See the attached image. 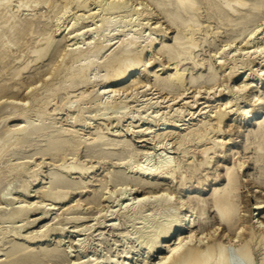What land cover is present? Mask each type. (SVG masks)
Listing matches in <instances>:
<instances>
[{
    "label": "bare ground",
    "instance_id": "6f19581e",
    "mask_svg": "<svg viewBox=\"0 0 264 264\" xmlns=\"http://www.w3.org/2000/svg\"><path fill=\"white\" fill-rule=\"evenodd\" d=\"M146 1L163 14L168 27L162 29L163 24L159 23L151 28L154 24L150 23L153 19V9H150L147 3L140 6L142 2L130 9L127 7L128 0H0V243L4 242L5 245L4 253L3 249H0V258L4 257L0 259V264H49L52 261L69 263V256L63 249L59 245L49 243V237L52 236L50 232H61L57 225L48 231H41L42 234L40 232L21 237V229L34 223L28 221L31 212L40 210L44 218L49 213L48 209L28 201L31 188L35 187L39 179L42 180L39 177L45 159L50 161L47 164L53 168L48 171L47 182L35 192L39 194V198H48L52 205L63 204L60 207L62 211L70 214L68 218H63L66 223H73L75 227L84 226L89 218L86 215L93 208H98L101 200H114L112 196L115 193L124 198L123 207L108 210V215H101L99 212L100 216L90 220H95V224H88L85 228L76 230L84 232L81 235L87 239L99 237L96 240L105 242L107 239L103 230L107 227L111 232L120 231L122 238L128 237L129 233L123 226L125 220H133V215L136 216L134 219L141 222L156 219L157 216L160 219L161 215L166 217L164 222L156 220L155 228L147 232L150 240L145 245L144 260L134 264L148 263L158 254L162 255L156 257L157 261H150L152 264H253V242H256V246L259 244L264 247V216L254 220L252 212L248 221L240 214L239 190L241 186H247L241 182L239 174L244 167L243 162L227 166L222 176L225 183L214 188L209 195L208 203L214 213V226H217L212 228V231L207 227L206 217H203L206 214V201L199 198L186 199L188 196L184 195V191L191 186V180L195 177L198 185L203 186L206 175L203 173L208 169V165L212 163V159L220 157L221 154L217 153L222 148L225 152L223 141L218 140L222 136L220 133H224L222 125L237 112L236 117H240L238 123L241 118L244 122L256 120L257 116L261 115L248 139H252L256 156L254 165L261 176L258 180L260 188L264 191V102L261 96L256 94L264 85V73H261L264 69V35L261 34L264 32H258L261 23H264V0ZM90 5H95L93 11L88 9ZM59 6L61 7L58 8ZM57 8L60 10L55 12L52 22L47 21L49 18L43 19L44 16L37 14L42 9L53 13ZM73 9L77 11L70 19L69 26L66 25L62 30L64 27L60 25L61 20L70 10L73 13ZM25 11L35 13L28 18H22L20 14ZM84 11L86 14H81ZM204 11L207 19L202 21ZM117 17L120 19L115 20ZM211 21L218 23L216 30L210 29ZM90 22L94 27H90ZM144 28L150 32L153 30L157 37L145 35V30H142ZM171 28L176 30L171 44L158 39L159 36L166 37ZM67 29L69 42L72 41L73 44L59 50L61 43L55 38ZM222 29L229 34L224 37L226 44L211 56L214 59L210 57L202 59L201 62L196 60L205 44L211 46L213 40L210 38L214 39L224 33L220 32ZM257 32V36L262 37L260 42L254 43L253 40H258L254 36ZM87 33H90V36L84 38ZM242 36V40L237 41ZM243 41L244 45L237 47L236 44ZM28 43L31 46H28ZM249 44L251 46H248ZM54 50L61 51L60 62L50 57ZM23 52L26 53L24 54L27 59L21 61L25 56ZM147 53L150 54L149 58H154L155 55L165 58V63H169L166 69L172 67L168 68L169 74H158L159 71L166 70L161 61L156 66H162V69L149 72L151 64L155 61L149 62ZM11 60L20 62L11 67ZM44 62L49 66L48 72L44 73L47 75L43 77L48 78L42 80L38 77L37 79L43 81L41 85H38L40 82L36 84L32 81L35 85L31 82L33 85L28 86L32 85L30 89L25 87L28 82L25 81L24 74L30 73L34 66ZM185 65L190 68H183ZM203 68L204 70H201ZM5 69L11 70L12 73H6ZM36 73L27 79L31 81ZM9 74L10 77L6 78ZM241 74L246 77L243 76L245 78L240 83H235ZM222 77L226 84L231 82L233 85H228L227 93L230 96L220 103L219 99L223 96H217L216 92L210 90L220 84ZM146 82H152V89L155 88L156 93L167 95L165 100L170 95L171 100H157L160 102L155 106L151 103L154 94L148 89L150 84L148 83L147 87ZM187 85H190L189 88L193 87L195 92L201 87L209 90L204 94L205 97L201 98L205 99L203 103L207 104L204 108L199 110V105L194 108L197 103L195 92L191 102L185 101L180 108H174L186 97L185 91L189 90L186 89ZM96 87L100 91H95ZM121 91L124 97L123 94L116 97ZM21 95L22 101L18 100L22 98ZM139 95L150 98L140 100ZM243 97L246 109L238 102ZM128 99L132 102H142V106L137 105L140 106L136 110L137 116L155 106L153 116L139 117V124H136L139 130L136 133L141 132L143 135L145 130L146 133L142 137H136V141H147L148 139L144 138L148 136L161 139L158 141L162 142L169 139V143L173 144L171 148L180 157H170L162 153L156 163L150 164L146 160L138 162L135 141L121 136L122 130H110L112 134L109 133L107 122L111 120H115L117 125L122 121L137 123L138 120L132 121L136 116L129 117L130 112L126 110ZM161 103L166 105L160 106ZM147 106L149 107L146 109ZM158 107L169 109L163 113L171 117L157 123ZM187 108L198 109L199 112L195 117L192 113L187 120H180L182 123L170 120L179 118L181 113H184L182 110ZM140 109L145 110L139 111ZM212 109L214 114L210 116L208 113H211ZM59 115L66 117L62 120ZM99 121L104 123H97ZM153 126L158 127L157 130H153ZM211 134L214 135L210 137ZM216 134L218 135L215 136ZM109 136L113 138L109 139ZM196 152L200 160L194 158ZM79 154H83L85 158H95L99 167L82 164L78 159L74 162ZM67 159L74 160L68 162ZM31 160L34 165L29 167ZM58 161L62 163L57 164ZM106 162L118 166L112 170L107 168L103 176L99 175L100 178L94 180L97 182L95 188L88 192L85 199L80 198L72 205L66 204L72 192L77 191V196L88 187L90 175L95 174ZM71 175L77 177L73 179ZM173 181L180 187L176 193L175 190L171 191L169 186ZM108 184H113V190L106 194ZM129 185L133 186L132 190H128V195L134 196L132 202L126 196V187ZM123 189L125 190L122 191ZM262 195L252 197L255 201L252 203V211L264 210V194ZM15 198L21 199L23 204L17 206ZM187 203L190 205L188 208L185 207ZM107 207L109 206L105 208ZM116 218H119L122 224H106ZM18 223L20 224L15 225ZM5 224L9 225L4 226ZM95 226L97 227L94 231H91ZM193 227L201 231L197 233ZM219 229L220 232L217 233ZM206 230L210 231L204 233ZM231 231L234 232L232 237L229 234ZM94 232L97 234L94 235ZM10 237L12 238L9 239ZM88 245L87 242L84 246L79 245L80 254L87 252ZM229 246L234 248L233 256L229 253ZM262 246L257 248L262 249ZM162 247L167 249L164 253H161ZM126 257L128 256H124ZM79 259V262L73 261L71 264H102L105 261ZM259 263L264 264V258Z\"/></svg>",
    "mask_w": 264,
    "mask_h": 264
},
{
    "label": "rangeland",
    "instance_id": "374dc122",
    "mask_svg": "<svg viewBox=\"0 0 264 264\" xmlns=\"http://www.w3.org/2000/svg\"><path fill=\"white\" fill-rule=\"evenodd\" d=\"M141 2L143 4H140ZM146 3L149 4V2H147L146 0H128L127 7L132 9L133 6L137 7L138 4H140V6H144ZM94 6L95 5H90V7H88V9L93 11ZM60 7L61 6H59L58 8H60ZM58 8H57V10L55 9V11H53V13L52 12L50 13L49 11H46L45 9H42V10H39L37 12V14L44 16L43 19H45V18L48 19L49 18L47 21L48 22H52V20L54 18L53 16L56 15L55 12L60 10ZM149 8L153 9L152 11L154 12V14L152 15L153 19L150 21V23H154V24L151 25V28H153L155 26H158L159 23L163 24L162 29L168 27V23L165 22L166 19L164 18L163 14L158 12L156 10V8H154V6H152V5H150ZM88 9H86V11H90ZM14 10H15V8H14ZM76 11L77 10L73 9V13H72V11L70 10V12L68 13L69 16L67 14L64 17V19L61 20V22H60L61 24L60 25L62 27H64V28L61 27L62 30L65 29L67 26H69L68 24L70 22V19H72V17L74 16L73 14ZM80 12L81 11H79V14H80ZM34 13L35 12L25 11V12H22L20 14V16L22 18H28V17L32 16V14H34ZM83 13H85V11L82 12L81 14H83ZM103 14H104V12H102V15ZM135 17H136V15L133 16V18H135ZM97 19H98V17L96 18V20ZM119 19H120V17H117L115 20H119ZM201 19H202V21L207 19L205 11L203 12ZM211 22L212 23H211L210 29L214 28V30H216V28L218 27V23L215 22V21L214 22L211 21ZM91 24H92V22H90V27H94V25H91ZM50 25H51V23H50ZM63 25H65V26H63ZM204 25H206V24H204ZM146 27H148V25ZM145 28L142 29V30L144 31ZM260 28L261 29H259L258 32L263 33L264 32V23H261V27ZM224 29H222L220 32H224ZM67 31H68V29L66 31H64L60 36H56V38H55L56 40H59L60 43H61V45H59V50H62V48H64V46H66L68 44H73L72 41L69 42L70 38H69V34H67ZM258 32L254 35V36H256L258 38V40H253L254 43L260 42L259 41L260 37H262L264 35V33L263 34L260 33L262 36L258 37L257 36V34H259ZM175 33H176V30L174 28H171V29L168 30V33H167L166 37L159 36L158 39L161 38L162 41H165L164 43L171 44L172 41H173L172 37L175 35ZM148 34H150L151 37L156 36V33H154L153 30L150 32L149 29L145 30V35H148ZM228 34L229 33L224 32V33H220L218 35L219 37H216L214 39L210 38V40H213V42L211 43V46H207V44H205L204 45L205 48H202V51L198 53V56H197L196 60H199L201 62L202 59L203 60L204 59H209L211 56H213V53L215 51H218L219 48H222V46H224L226 44V42H225L226 38H224V37L227 36ZM89 36H90V33H87L84 36V38H87ZM243 37L244 36L239 38V40H237V41H241ZM257 38H255V39H257ZM237 41H236V43H237ZM31 42L32 41H30V43ZM30 43H28V46H31V44H33V43L30 44ZM235 44H233V47H234ZM250 44L252 45V43H250ZM250 44L248 46H251ZM236 45H237V47H241L242 45H244V41L243 42H239ZM158 47H160V45ZM156 51H158V48H157ZM58 52L59 51L54 50V52L51 54L50 57H53L55 60L59 61V59H62V57H59V55H61L62 53L60 54V52H61L60 51L59 54H58ZM24 53L25 52H23V54ZM149 55L150 54H148L147 58L150 57ZM13 56H15V55L13 54ZM26 56L27 55L22 57L21 61H22V59L26 60L27 59ZM216 57H218V55ZM211 59H214V57H211ZM13 60H11V61H13ZM148 61L149 62H154L155 61V63L151 64V66H150V68L148 70L149 72H155L156 70L162 69L163 67L166 69V67L169 65L168 62L165 63V61H167L165 58L159 57L158 55H155L154 58H152V57L149 58ZM159 61L163 62L162 64H165L166 66L165 65H162L163 67L162 66L161 67L156 66V65H158L157 63ZM19 62L18 61H13L10 66L11 67L13 65L15 66ZM48 66H49L48 63L44 62L43 64H38V65L34 66L31 69V72H33V73L30 72L28 74H24L25 81L28 82L25 87L30 86V84H32V83L34 84V82H32V81H35L36 84L38 82H40L38 85H41L42 82H43L42 80H45L46 78H48V76H47L44 79V77L47 75V74L44 75V73L48 72L47 71L48 70ZM185 67L187 69L190 68L189 65L183 66V68H185ZM168 68L166 69L167 71L166 70L165 71H159L158 74H161V73H163L161 75L169 74V69L172 68V67H170L169 69ZM201 70H204V68L201 69ZM5 71L7 73L8 69H5ZM8 72L12 73L11 70L8 71ZM228 72H229V70L227 71V73ZM35 73H36V76L34 78H32L31 81L27 79V78H29L28 76H33V75H35ZM261 73H264V69L261 70ZM10 75L11 74L7 75L6 78H9ZM243 76L246 77V75H242L241 74V76H239V78L236 80L235 83H240L245 78ZM38 77H40L39 79L42 78V80L37 79ZM224 82H225V80L222 77L220 79V84H218L219 83L218 82L217 83L218 85L214 86L210 90V92H216L215 94L217 96H220V95L223 96V97H220V99H219L220 103L223 102L226 98H228L230 96V94L227 93L228 90H229L228 89V85H233V83H231V82H228L227 84H226V82L225 83ZM146 83L148 84L149 82H146ZM221 83H224L225 86H224V84H221ZM149 84H150V87L148 89L150 91H152L153 94H154V97H152L153 99L151 100V103H153L155 106H157V104H159V102L161 100L162 101L171 100V96L170 95H168V97H166V100H165V96H167V95H165L164 93H156V91H154L155 88H154V90L152 89L153 88L152 87L153 85H151L152 82L149 83ZM149 84L147 85V87L149 86ZM32 85H31V87H32ZM31 87H28V88L30 89ZM189 87H190V85H187L186 89L189 88ZM95 89H96L95 91H97V92L100 91V89H98V87H96ZM193 89L194 88L192 87V88H189V90L185 91L186 97L183 98L181 101H179L180 103L176 104V106L174 108H180L182 103L185 102V101L186 102H191L192 101V95L195 92V91H193ZM207 90L208 89L205 88V87H201V88L196 90L195 94L197 93L196 94L197 103L194 105L195 106L194 108H196L199 105L198 109L200 110L202 107L204 108L207 105L206 103H203V102H205V99H201V98L205 97L204 94L209 91V90L208 91ZM191 91H193V93H190ZM122 94L123 93L121 91L120 94L116 95V97L122 96ZM256 94L258 96L260 95L261 98L263 99V102H264V85L262 86V88L260 90H257ZM155 95H156L157 98L155 97ZM21 96H22V98L19 97L20 99H18V100H21V99L23 100V95H21ZM158 96L159 97L161 96V97L159 98ZM122 97H124V94H123ZM139 98H140V100H145L146 98H150V96L149 97H142L141 95H139ZM167 98H168V100H167ZM157 100H160V101H157ZM238 102H241L240 106L243 107V109H246L244 107V106H246V102H244V97L240 98V100ZM127 103H128V105H127V109L126 110L130 112L129 117L132 116V115L136 116L134 119H132L133 122L138 120L140 116L144 117L145 115H149V116H153L154 115L155 106L154 107H150V108H148L149 106H147L146 109L148 108V110L145 111L144 113H141V115L137 116L136 110H137V108L142 106L141 105L142 102H135V101L132 102L131 99H128ZM163 104L164 103H161L160 106H162ZM215 104H217V103H215ZM215 104H213V105H215ZM137 105H140V106H137ZM164 105H166V104H164ZM158 109H159V112L157 114L158 115L157 119H159V120H156L157 123L163 122V120L169 119V117H171V116L168 117V116L165 115V113H163V112H168L169 109H164V108H159V107H158ZM198 109H191V110L190 109L188 110V108L187 109H183L182 112H184V113H181L179 118L177 117V118L170 119V120L171 121H173V120H177V121L187 120L192 115V113H194L193 117H195L196 114L199 112ZM208 109H210V108H208ZM208 109H206V111ZM247 109H249V108H247ZM143 110H145V109H140L139 111H143ZM184 110H186V111H184ZM189 112L191 114H188ZM213 112H214V110L212 109L211 113L209 112L208 114L210 116H212L214 114ZM236 114L238 115V112L235 113V116H233L232 118H229V119L227 118V120L222 125L224 127L223 128L224 129V133H220L222 136L218 140L219 141H223L226 150H225V152H223L224 148H222V150H220L221 153L220 152L217 153V155L221 154V155H219L220 157L212 159V163L208 165V169L205 170V172L203 173V175L206 173V175L204 177L205 181L202 182L203 186L201 187L200 185H198V180L196 179L197 177H195V178H193L191 180V183H190L191 186L186 191H184V195L186 197L188 196L186 199H189V198L197 199V198H199V199H203V200L206 201V205H205L206 214L203 217H206L207 227H208V229H211V231H212V228L214 229V227H217V226L216 225L214 226V224H216V221L214 219V213L212 212L211 204L208 203V198H209V195H210V193L212 192V190L214 188L222 186L225 183V181L222 180V176L224 174L225 168L227 166L232 165L233 163H236V164L238 162H243L244 163V167L241 168L240 173H239L241 175V182H243L244 185H247L246 187L241 186V189L239 190V194H240L239 203H241V209H240L241 216L244 215L243 219L248 220V221H250V214H252V212H254V214H253V216H255L254 220H256L258 217L264 216V210L252 211L253 210L252 207H254L253 204L255 202L252 197H254L255 195H260V194H261V196H263L262 194H264V191L262 190L263 188H260L261 186H260L258 180L261 179V176L259 175V172H258L257 168L254 165V162L256 161V156H255V153H254L252 139L251 138L248 139L249 134L251 133L252 130H254L255 122L257 120H260L259 116H261V115L257 116L258 119H256V120L250 119L249 121H244V122H242V118H241L240 123H238L240 117L239 116L236 117ZM58 117H62L63 118L62 120H64V118L66 116L65 115H59ZM196 120H198V118ZM171 121H170V123H171ZM138 122H139V120L137 121V123H130L129 121H127V122H123L122 121L120 124L117 125L116 124L117 122L115 120L114 121L111 120L110 122H107V124H108L107 128L109 129V133L110 134H112L110 130H113V131H115L117 129H118V131L122 130L121 136L122 135L126 136L125 138L127 140L128 139H132V140L135 141L134 145H135V147H137L136 149L138 151V153H137V155H138L137 156V161L138 162H142V161L146 160V162H148L150 164L156 163L159 160V155H161L162 153L166 154L167 156H170V157H180V155H178L177 152L174 149L171 148V146L173 144L169 143V141H168L169 139H167V140L165 139L164 142H162V141H158V140H161V139H158V138L156 139V138H153L152 136H148L147 138H144V139H148L147 141L137 142L136 141V139H137L136 137H142L146 133L145 132L146 130L143 131L144 132L143 135H141V132H139V134L136 133V131L139 130L138 128H136V124L137 125L139 124ZM97 123H101L102 124L104 122H100L99 121ZM179 123H182V122L180 121ZM192 123H194V122H192ZM144 128H146V126ZM157 128L158 127L153 126L152 129L153 130H157ZM141 130H143V129H141ZM213 135L214 134H211L210 137L213 136ZM217 135L218 134H216L215 136H217ZM112 138H113L112 136H109V139H112ZM165 143L166 144L168 143V144L166 145ZM171 143H173V140L171 141ZM229 143H232V144L226 146ZM146 151L148 153H150V154L146 153ZM174 152H176V154ZM173 153H174V156H173ZM81 155L80 154L77 155L78 157L76 156L75 160L73 159L74 162L75 161L77 162V159H78V161L82 162V164L84 163V164H87L88 166L89 165H95L96 167H99L98 163H96L97 161H96L95 158H89V157L85 158L83 156V154H81ZM145 155H147V156H145ZM191 155H192V153L189 154V156H191ZM186 158H188V157H186ZM194 158L195 159L197 158L196 160H198V159L200 160V157L198 156L197 152L194 154ZM67 160H68V162L71 161V159L70 160L67 159ZM73 160L71 162H73ZM49 162L50 161L48 159H45L44 163L41 165L42 166V168H41L42 173H41L39 178H41L42 180L40 181V179H39L36 182L37 184L35 185V187L31 188V191H32L30 193L31 197H29V199H28L29 202H31V203L34 202L35 205H40V206L44 207L45 209H48L49 213L44 218V216H42L40 210L31 212L28 215V219H29L28 221L29 222L30 221H34V223L30 224V225H27L23 229H21V231H20L21 234H22L21 237H26L29 234H37V233H40L43 230L48 231V229L50 230L52 227H54V225H57L58 227L61 228V230H60L61 231L60 232L61 235L57 234L56 232H50V234H52V236L49 237V240H50L49 243L52 244V245H59L61 247V249H63L65 254H67L69 256L68 257V262H69L68 264H71V262H73V261L75 263H77L76 261L79 262L80 261L79 258H81V261L88 260V259H94L96 261H99L100 259H102V260L105 259V261H103L102 264H115V262H119V263L125 262V263H128V264H134L136 262H142V260H144L143 259L144 258L143 257V252L146 251V246L145 245L150 240V236H149V234H147V232L150 231L151 229L155 228V226L157 224L156 220H158V222H164L166 220V217L161 215L160 219H158L159 216H157L156 219H148V220H144L143 222H141L138 219H134L136 216L133 215L131 217L133 220L132 221L125 220V225L123 226V227L126 228V231L129 233L128 237L122 238L121 237L122 235H121L120 231L111 232V230H109V227H107V228H105L103 230V232L105 233L104 236L107 239L105 242L104 241H100V240H96L99 237H93V238L90 237V238L87 239L86 236L81 235L84 232L83 233L82 232H76V230H79L80 227L85 228L84 226H86L88 224L89 225L95 224V222H96L95 220L94 221H90V220H92L95 217L100 216V214L101 215L102 214H104V215L107 214L108 215V213H110L109 212L110 210H113V209L116 210L119 207H121L125 203V200H124V198L118 196V193H115L114 196H112L114 198V200L110 199V200H107V201H102V200L100 201L99 207L102 210L99 207L95 208V209L93 208L94 210L92 209V211L90 209L91 212L89 210H87L90 213H88L89 215L88 214L86 215V217L88 216L89 218L86 219V222H85L84 226H78V227L76 226L75 227V225L73 223H66L64 221V219H65V217H67L70 214L68 213V215H67V213L62 211V209L60 207L63 206V204L52 205L51 201L48 198H39L38 197L39 194H37L35 192V190H37L39 187L44 186V184L48 180V171H49V169L53 168V167L49 166V164H47ZM12 163H14V162L12 161ZM58 163L60 164L62 162L58 161L57 164ZM32 165H34V161L33 160L30 161L29 167H31ZM117 166H118L117 164H113V163L111 164V162H106L105 164L100 166V168L95 172V174L90 175V177L88 179V187L84 188L82 190V192L79 193L77 196L75 195L77 193V191L72 192L71 196L66 201V204H71L72 205V204H75V201L76 200L78 201L80 198L81 199H85L87 197L88 192H91L95 188L94 185L97 184V182H95L94 180L97 179V178H100V176H103L107 168L112 170L114 167H117ZM94 170H95V168H94ZM203 175H202V177H203ZM71 177H73V179H75V177H77V176L76 175H71ZM190 184H188V186ZM169 186L171 188V191L175 190V193L180 188L179 184L176 183L175 181H173V183H171ZM164 187H167V186L164 185ZM130 188L132 190L133 186L129 185V186L126 187V190H127V195L126 196L132 202L133 201L132 198L134 196L132 194L128 195V193H129L128 190ZM112 190H113V184H108V188H107V190L105 192L107 194L108 192H110ZM124 190L125 189H123L122 191H124ZM34 193H36L35 197H34ZM14 197H17V196H13V198ZM105 197H107V196H105ZM246 198H248L249 200L247 201ZM17 199H19V198H15V200H14V202H15V204L17 206L23 204V202L20 201L21 199H19V200H17ZM101 204H102V206H101ZM105 205L106 206L108 205L109 207L105 208L106 207ZM95 207H97V206H95ZM185 207H187V208L190 207L189 203H187V205ZM52 208H54V209L51 210ZM56 208H60V209H56ZM97 210H98V212H97ZM85 211H86V209H84L83 212H85ZM107 211H108V213H106ZM99 212H101V213L98 214ZM259 212L260 213L263 212V213L260 214L259 216H257L256 214L259 213ZM96 214H98V215H96ZM114 222L122 224V221L119 220V218H116L115 220H110V221L106 222V224H111V223H114ZM55 223H59V224H55ZM19 224L20 223L15 224V225H19ZM8 225L9 224H7V225L5 224L4 226H8ZM190 225H191V223H189V226ZM96 227L97 226H95L91 231H94V229ZM192 229L194 231H197V233L199 231H201L197 227H195V228L193 227ZM140 231H144V232H140ZM207 231H210V230H206V231H204V233L205 232L208 233ZM219 232H220V229L217 231V233H219ZM42 233L43 232H41L40 234H42ZM95 233L97 234V232H94V235H95ZM229 234H230L231 237L234 236V232L233 231H231ZM200 235L201 234H199V236ZM11 238L12 237H10L9 239H11ZM208 238H209V236H208ZM86 242L89 244L88 248H87V252L85 254H80L79 245H83L84 246V245H86ZM172 242L173 241H171L170 244H172ZM3 243L4 242L0 243V249H3L2 253H4V249H5L4 248L5 245ZM255 243L253 242L254 245L252 244V248L253 249L251 250V252H253V253H251L252 254L251 255V257H252L251 259H252V263L253 264H260L259 263L260 260L262 258H264V256L263 257L261 256L262 252L264 253V247L261 245L263 247L262 248L263 250L261 248H257V247H261V246L258 243H257L258 246H256ZM254 246H256V247L254 248ZM35 247H39V246L35 245ZM40 247H42V245H40ZM256 248L258 250H256ZM233 249H234L233 247H230V246L228 247L229 253L232 256L234 254V250ZM166 250L167 249H165V247H162L161 253H164V251H166ZM158 255L160 256L162 254H158ZM158 255L157 256L155 255L151 260H149L148 263H145V264H152L154 261H157V258H159ZM262 255H264V254H262ZM124 256H128V257L124 258ZM2 258H4V257H1L0 259H2ZM107 258H110V259L107 260ZM150 261L151 262L153 261V262L151 263ZM49 264H60V263L52 261Z\"/></svg>",
    "mask_w": 264,
    "mask_h": 264
}]
</instances>
